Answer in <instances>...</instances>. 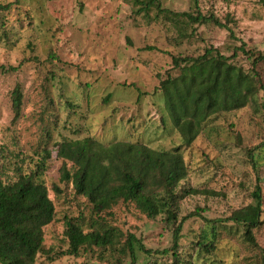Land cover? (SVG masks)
Listing matches in <instances>:
<instances>
[{"label":"rangeland","instance_id":"obj_1","mask_svg":"<svg viewBox=\"0 0 264 264\" xmlns=\"http://www.w3.org/2000/svg\"><path fill=\"white\" fill-rule=\"evenodd\" d=\"M161 1L174 11L190 9V0ZM199 2L204 13L214 12L228 27L197 25L180 16L172 22L161 17L151 22L143 14H133L128 0H0V4L10 3L0 10V146L7 148L6 158L24 168L29 166L37 158L36 151L46 145L47 131L51 136L49 146L63 138L88 135L103 143L138 141L155 149L177 145L179 134L163 107L157 86L168 71L176 75L178 70L172 69L171 57L163 51L197 55L213 45L230 54L234 46L245 42L264 52L262 0ZM226 16L235 22H226ZM182 36L179 43L173 41ZM148 45L157 49L145 50ZM238 58L244 55L238 52ZM242 64L246 66L245 61ZM16 86L22 92L18 117L11 96ZM211 126L206 138L196 139L184 152L192 172L183 184L224 191L226 198L188 197L182 202L183 214L195 210L198 204L208 207L209 217L226 216L231 206L247 203L250 198L253 171L246 149L264 137V112L245 107L222 113L213 118ZM237 133L240 144L236 142ZM202 151L208 162L203 161ZM54 157L52 153L45 179L56 215L45 229L44 246L60 250L67 246L64 215L76 218L82 213L86 230L90 209L84 198L59 182L61 162ZM256 159L264 178V148ZM54 183L63 192L55 194ZM262 190L264 198V179ZM112 213L104 218L124 232L133 231L147 248L162 249L170 244L168 227L160 216L152 221L121 204ZM231 226L240 237V229ZM198 229L197 222L188 221L182 244L190 242ZM255 232L264 248V224ZM228 236L219 242L217 257L229 263L232 251L228 248L234 245L239 250L237 264H251L252 247L233 234ZM189 249L186 246L184 251ZM136 254L137 264L170 263L167 255L148 256L139 249ZM117 256L99 248L78 258L63 256L47 264H74L86 259L114 264ZM44 258L38 256L37 263L45 264ZM195 260V264H209Z\"/></svg>","mask_w":264,"mask_h":264},{"label":"trees","instance_id":"obj_2","mask_svg":"<svg viewBox=\"0 0 264 264\" xmlns=\"http://www.w3.org/2000/svg\"><path fill=\"white\" fill-rule=\"evenodd\" d=\"M128 1L132 3L133 14H143L151 22L159 17L172 22L180 16L197 25L213 23L228 27L214 12L204 13L199 0H190V9L181 12L165 7L161 0ZM9 6L10 3L0 4V10ZM225 20L235 22L229 16ZM182 40L183 36L173 39L175 43ZM144 49L157 48L148 45ZM163 52L170 55L172 69L178 70L176 75L168 71L157 86L163 107L179 134V143L171 149H155L129 140L103 143L90 135L63 138L49 146L51 136L47 131L46 145L36 151L37 158L24 168L7 159L4 154L7 148L0 146V264H44L37 263L40 255L45 256L47 264L63 256L78 258L99 248L110 251L112 256L118 254L114 264L126 260L127 264H137V249L148 256L167 255L169 264H195L194 259L224 264L216 251L219 242L229 238L228 234L252 247L251 264H264V248L257 242L255 232L264 224V178L260 176L261 165L256 159V154L264 148V137L246 149L247 162L253 171V188L247 203L231 206L226 216L209 217L208 207L198 204L195 210L181 212L183 200L191 196L226 198L224 191L183 184L192 172L184 152L196 139L209 135L208 128L211 129L217 115L245 107L264 112V52L245 42L234 46L230 54L213 45L204 47L197 55ZM238 52L244 55L243 59L238 58ZM11 96L15 117H18L22 99L18 86ZM236 142L241 143L238 133ZM52 153L61 162L59 182L70 187L75 196L84 198L90 209L86 230L82 213L76 218L64 215L67 246L60 250L44 246L45 229L56 215L45 179ZM202 155L203 161L208 162L204 151ZM52 189L55 194L63 192L56 183ZM120 204L152 221L160 216L163 225L168 227L170 244L162 249L147 248L133 231L124 232L110 224L104 216L112 215L113 208ZM188 221L197 222L199 229L193 232L190 242L182 244ZM231 225L240 229V237ZM186 246L190 249L184 251ZM228 251H232V259L227 264H237L239 250L229 245ZM89 261L74 264H96Z\"/></svg>","mask_w":264,"mask_h":264}]
</instances>
